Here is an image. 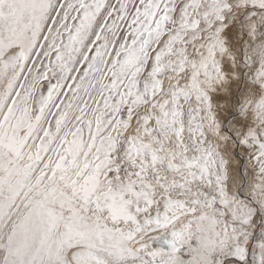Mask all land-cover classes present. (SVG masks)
Listing matches in <instances>:
<instances>
[{"label":"snow or ice","instance_id":"snow-or-ice-1","mask_svg":"<svg viewBox=\"0 0 264 264\" xmlns=\"http://www.w3.org/2000/svg\"><path fill=\"white\" fill-rule=\"evenodd\" d=\"M0 264H264V0H0Z\"/></svg>","mask_w":264,"mask_h":264},{"label":"rangeland","instance_id":"rangeland-1","mask_svg":"<svg viewBox=\"0 0 264 264\" xmlns=\"http://www.w3.org/2000/svg\"><path fill=\"white\" fill-rule=\"evenodd\" d=\"M241 39H243L246 43L248 41L246 27H245L243 22L233 24L231 29L227 31V35L225 36V40L228 42V44L230 45V47L232 49H236L237 48V46H238L239 42L241 41ZM222 96H224L225 98L218 101V103L220 105H224V104L227 103V93L222 94ZM240 130H241V124L238 123L235 118H233V120L231 121V124H230V126L228 128V131L229 132L232 131V134L234 136H236V138H238V133H239ZM237 150H243V149L239 148V147H236V148H231L230 147L228 153L234 154V152L237 151ZM244 152H246V151H244ZM246 177H247V180L250 182L251 179H252L251 175H248ZM239 184H241V180H240ZM245 187H247L246 184H245Z\"/></svg>","mask_w":264,"mask_h":264},{"label":"bare ground","instance_id":"bare-ground-1","mask_svg":"<svg viewBox=\"0 0 264 264\" xmlns=\"http://www.w3.org/2000/svg\"><path fill=\"white\" fill-rule=\"evenodd\" d=\"M225 94V93H224ZM232 133V131H231ZM234 138V136L232 134ZM228 158L230 160V175H231V180L229 182V186L234 188L239 187L240 183V177L241 176H248L250 175L248 171H246V164H247V159H248V154L247 152H244V150H237L232 153H228Z\"/></svg>","mask_w":264,"mask_h":264}]
</instances>
